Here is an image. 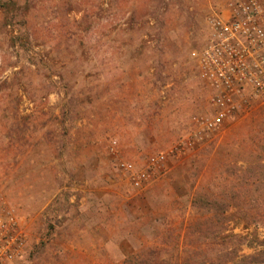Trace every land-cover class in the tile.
Masks as SVG:
<instances>
[{
    "label": "rangeland",
    "instance_id": "obj_1",
    "mask_svg": "<svg viewBox=\"0 0 264 264\" xmlns=\"http://www.w3.org/2000/svg\"><path fill=\"white\" fill-rule=\"evenodd\" d=\"M235 1L0 0V198L28 234L15 264H217L231 246L261 249L264 95L195 135L211 91L191 54ZM159 153L166 174L134 189L119 161ZM201 195L229 211L201 214Z\"/></svg>",
    "mask_w": 264,
    "mask_h": 264
},
{
    "label": "built area",
    "instance_id": "obj_2",
    "mask_svg": "<svg viewBox=\"0 0 264 264\" xmlns=\"http://www.w3.org/2000/svg\"><path fill=\"white\" fill-rule=\"evenodd\" d=\"M209 36L191 56L211 91L210 112L194 118L197 138L222 130L243 109L246 92L264 95V0H236L207 18ZM193 142L173 148L181 155ZM114 150V148H112ZM132 187L144 190L167 172V156L151 155L142 168L119 161ZM28 234L24 221L0 198V264H15L25 253Z\"/></svg>",
    "mask_w": 264,
    "mask_h": 264
},
{
    "label": "trees",
    "instance_id": "obj_3",
    "mask_svg": "<svg viewBox=\"0 0 264 264\" xmlns=\"http://www.w3.org/2000/svg\"><path fill=\"white\" fill-rule=\"evenodd\" d=\"M193 205L201 214L214 213L213 217H218L217 213L225 215L230 208L229 205L224 204L219 200H212L205 195L194 197ZM219 210L222 212H220ZM225 217L230 220L233 216L227 215ZM237 236L238 235L235 234L232 237ZM224 256V260H221V262H217V264H264V241H262L261 243V249H259L255 254L241 256L239 246H231L224 252ZM204 260L205 259L195 258L190 264H207L208 262Z\"/></svg>",
    "mask_w": 264,
    "mask_h": 264
},
{
    "label": "crops",
    "instance_id": "obj_4",
    "mask_svg": "<svg viewBox=\"0 0 264 264\" xmlns=\"http://www.w3.org/2000/svg\"><path fill=\"white\" fill-rule=\"evenodd\" d=\"M81 201H82V199H81ZM96 247V246H95Z\"/></svg>",
    "mask_w": 264,
    "mask_h": 264
}]
</instances>
